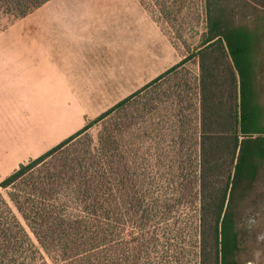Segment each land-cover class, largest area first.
I'll use <instances>...</instances> for the list:
<instances>
[{
  "label": "trees",
  "instance_id": "obj_1",
  "mask_svg": "<svg viewBox=\"0 0 264 264\" xmlns=\"http://www.w3.org/2000/svg\"><path fill=\"white\" fill-rule=\"evenodd\" d=\"M46 1L0 0V16ZM202 1L201 38L180 61L0 180V264H148L165 234L151 223L181 192L188 264H238V216L264 169V0ZM184 2L140 0L161 25ZM189 63L191 83L178 77ZM184 153L190 178L175 179ZM169 251L187 263L180 237Z\"/></svg>",
  "mask_w": 264,
  "mask_h": 264
},
{
  "label": "crops",
  "instance_id": "obj_2",
  "mask_svg": "<svg viewBox=\"0 0 264 264\" xmlns=\"http://www.w3.org/2000/svg\"><path fill=\"white\" fill-rule=\"evenodd\" d=\"M127 5L47 0L0 30L1 177L163 72L145 82L141 59L130 76L129 58L117 55L111 33L107 44L109 13Z\"/></svg>",
  "mask_w": 264,
  "mask_h": 264
},
{
  "label": "rangeland",
  "instance_id": "obj_3",
  "mask_svg": "<svg viewBox=\"0 0 264 264\" xmlns=\"http://www.w3.org/2000/svg\"><path fill=\"white\" fill-rule=\"evenodd\" d=\"M124 1L127 2V7L109 13L111 19L105 25V35L107 44L110 42V33L113 35L112 48L118 50V56L129 58L130 76L136 72L137 63L140 66L143 59V73L147 82L180 61L187 54L188 48L194 47L199 42L205 25L202 0H185L184 7L177 15H172L171 21L162 25L144 8L140 0ZM16 20L0 16V30ZM179 71L178 77L190 83L192 77L197 74L195 65L190 63L185 64ZM160 88L161 90L156 89L157 93L166 91L167 84L163 83ZM149 91L152 90L148 89L142 94L144 96L140 98V101L151 94ZM87 133L94 140L97 133L96 127H91ZM185 153L182 156L183 159L187 158ZM189 161L186 159L185 164L183 163L182 171L175 167V179L178 175L181 178H190L192 168L189 166ZM3 178L0 176V180ZM184 182L183 179V184ZM255 185L252 196L247 199L249 207L238 216L236 224L240 239L238 264H264V169L260 171ZM176 188L179 190L177 186ZM193 212L194 206L189 195L184 196L181 192L175 203L169 204L165 211L161 212L157 221L151 223L148 231L156 226L165 231V234L159 237V241L148 245L145 255L149 259L148 264H158L161 261L168 264L169 249L173 247L176 237L181 238L183 248L181 258L188 264L190 257L187 254L193 245L191 241Z\"/></svg>",
  "mask_w": 264,
  "mask_h": 264
}]
</instances>
